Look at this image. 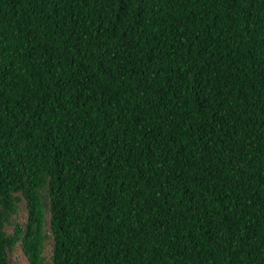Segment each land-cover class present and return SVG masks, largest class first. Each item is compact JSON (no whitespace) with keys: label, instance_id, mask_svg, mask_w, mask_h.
I'll return each mask as SVG.
<instances>
[{"label":"trees","instance_id":"16d2710c","mask_svg":"<svg viewBox=\"0 0 264 264\" xmlns=\"http://www.w3.org/2000/svg\"><path fill=\"white\" fill-rule=\"evenodd\" d=\"M15 250L264 264V0H0V264Z\"/></svg>","mask_w":264,"mask_h":264},{"label":"rangeland","instance_id":"374dc122","mask_svg":"<svg viewBox=\"0 0 264 264\" xmlns=\"http://www.w3.org/2000/svg\"><path fill=\"white\" fill-rule=\"evenodd\" d=\"M24 215H25V212L23 209H21L20 211L21 217L19 219V222L23 223L25 221ZM45 252L47 256H50L49 248H47ZM9 260H10V264H26L25 257L23 256L20 250H15L13 252L12 257Z\"/></svg>","mask_w":264,"mask_h":264}]
</instances>
